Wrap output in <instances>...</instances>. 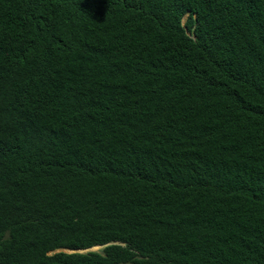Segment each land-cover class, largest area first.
Listing matches in <instances>:
<instances>
[{
	"label": "trees",
	"instance_id": "trees-1",
	"mask_svg": "<svg viewBox=\"0 0 264 264\" xmlns=\"http://www.w3.org/2000/svg\"><path fill=\"white\" fill-rule=\"evenodd\" d=\"M0 264H264V0H0Z\"/></svg>",
	"mask_w": 264,
	"mask_h": 264
},
{
	"label": "rangeland",
	"instance_id": "rangeland-1",
	"mask_svg": "<svg viewBox=\"0 0 264 264\" xmlns=\"http://www.w3.org/2000/svg\"><path fill=\"white\" fill-rule=\"evenodd\" d=\"M185 19H186V17H184V19L182 21L183 23L185 22ZM100 250H101V247H94L91 249V251H95V252L100 251Z\"/></svg>",
	"mask_w": 264,
	"mask_h": 264
},
{
	"label": "water",
	"instance_id": "water-1",
	"mask_svg": "<svg viewBox=\"0 0 264 264\" xmlns=\"http://www.w3.org/2000/svg\"><path fill=\"white\" fill-rule=\"evenodd\" d=\"M92 249V248H91ZM91 249H88V250H84V251H76L78 253H84V252H88V251H91ZM66 252H69V251H66ZM69 253H72V252H69ZM74 253V252H73Z\"/></svg>",
	"mask_w": 264,
	"mask_h": 264
}]
</instances>
